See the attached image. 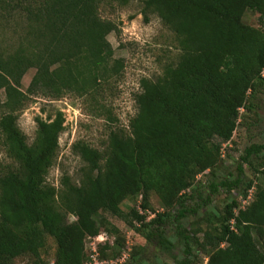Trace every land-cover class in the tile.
<instances>
[{"label":"trees","instance_id":"16d2710c","mask_svg":"<svg viewBox=\"0 0 264 264\" xmlns=\"http://www.w3.org/2000/svg\"><path fill=\"white\" fill-rule=\"evenodd\" d=\"M111 2L0 0V29L14 35L10 47L0 41V135L10 160L0 169V264L26 256L34 264H50L41 254L46 236L56 242L53 264H84L86 240L102 230L115 240L99 244L98 252L116 257L125 238L104 213L166 252L174 247L167 236L173 224L183 246L175 264H200L201 252L207 253L205 264H264V141L244 148L233 178L215 179L240 109L254 112L264 89V0H141L144 20L156 16L173 33L175 54L155 78H140L127 127L111 124L115 118L108 114L101 148L84 141L72 145L82 161L78 180L64 175L60 187L48 182L66 128L64 114L36 116L28 142L17 110L28 94L96 95L121 79L125 61L114 56L106 39L119 30L100 13ZM247 11L259 13V26L243 21ZM29 68L35 72L23 91L21 78ZM205 172L214 178L203 197L195 182ZM251 188L252 198L241 207L233 191L245 197ZM220 189L228 197L222 207L205 211L186 228L183 220L206 208ZM151 192L163 211L149 217L134 206L123 210L124 202L138 196L147 209ZM142 249L133 246L120 264H145Z\"/></svg>","mask_w":264,"mask_h":264},{"label":"rangeland","instance_id":"374dc122","mask_svg":"<svg viewBox=\"0 0 264 264\" xmlns=\"http://www.w3.org/2000/svg\"><path fill=\"white\" fill-rule=\"evenodd\" d=\"M140 1L113 0L109 4H104L100 10L101 15L115 22L119 30L108 34L106 39L114 51V56L123 58L125 61L121 79L112 80L102 93L96 95L66 93L59 98L50 99L27 93L28 100L23 107L17 110L18 125L26 134L28 142H31L35 135L36 116L46 119L49 116L53 117L57 110L63 112L66 128L59 138L58 157L47 176L48 182L56 187H60L61 178L64 175L69 176L72 182L78 180L82 161L73 152L72 145L77 141H84L94 147L101 148L106 138L107 126L111 123L108 114L115 118L111 124L127 127L129 119L136 112L134 96L140 89V78H155L161 73L163 64L175 54L173 33L156 16H152L146 22L140 11ZM258 18L259 13L247 11L243 21L252 26H259ZM0 31V41L5 47H10V44L14 43L12 30L2 28ZM34 72V68H29L22 76L21 89L23 91L28 87ZM0 96L3 97L2 91ZM256 103L257 108L254 112L247 113L244 109H240L239 126L233 133L231 141L222 145L220 162L216 168L215 179L217 181L224 177L233 178L232 176L237 173V161L244 148L253 142L264 141V89L258 93ZM6 147L7 145L3 144L0 135V169L10 161ZM243 168L247 179L251 178L252 175L247 165H244ZM210 178L214 177L205 172L200 173L196 179L195 184H199V186L196 185L195 188L201 187L200 194L203 197L209 192L205 184ZM261 181L264 184V180L261 179ZM189 191L187 190L186 193ZM252 192L253 188L244 197L240 190L235 189L233 194L240 199L241 207H244L252 198ZM227 200L226 192L220 189L212 196L211 202L206 208L200 209L197 215L188 216L183 220V225L188 228L189 224L202 216L205 211L215 212L216 207H222ZM147 202L149 207L143 209L141 207L142 198L138 196L134 201L124 202L122 208L128 211L134 206L149 217H152L154 212H161L165 209L164 204L154 192L149 194ZM103 215L120 230L121 235L125 238V248L116 257L108 254L106 257H102L97 250L98 245L105 241L113 244L115 240L114 235L102 230L99 236L86 240L84 264H120L129 256L133 246L143 248L139 257L145 264H175L176 257L182 255V242L177 239L173 224L168 226L167 236L174 242V247L166 252L147 242L121 218L109 213ZM74 218V216H69L68 220L71 221ZM41 251L42 257L53 264L57 246L52 236H46L45 247ZM206 255V252L199 254L197 260L200 264L206 263ZM16 264H34V259L31 256H26L18 259Z\"/></svg>","mask_w":264,"mask_h":264},{"label":"built area","instance_id":"2783aa9c","mask_svg":"<svg viewBox=\"0 0 264 264\" xmlns=\"http://www.w3.org/2000/svg\"><path fill=\"white\" fill-rule=\"evenodd\" d=\"M103 243V242H102Z\"/></svg>","mask_w":264,"mask_h":264}]
</instances>
